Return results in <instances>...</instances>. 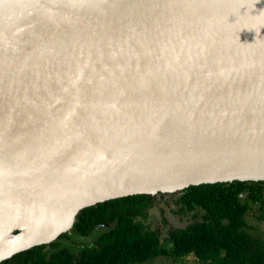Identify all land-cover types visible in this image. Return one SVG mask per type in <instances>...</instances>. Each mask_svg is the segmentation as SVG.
Wrapping results in <instances>:
<instances>
[{
    "label": "water",
    "instance_id": "95a60500",
    "mask_svg": "<svg viewBox=\"0 0 264 264\" xmlns=\"http://www.w3.org/2000/svg\"><path fill=\"white\" fill-rule=\"evenodd\" d=\"M233 181H264V0H0V262Z\"/></svg>",
    "mask_w": 264,
    "mask_h": 264
},
{
    "label": "trees",
    "instance_id": "16d2710c",
    "mask_svg": "<svg viewBox=\"0 0 264 264\" xmlns=\"http://www.w3.org/2000/svg\"><path fill=\"white\" fill-rule=\"evenodd\" d=\"M174 204L190 218L163 238L147 219L152 205ZM255 207L264 226V181L200 184L154 198L137 194L80 210L68 233L0 264H143L158 257L196 264H264L263 236L253 234L247 215Z\"/></svg>",
    "mask_w": 264,
    "mask_h": 264
},
{
    "label": "rangeland",
    "instance_id": "374dc122",
    "mask_svg": "<svg viewBox=\"0 0 264 264\" xmlns=\"http://www.w3.org/2000/svg\"><path fill=\"white\" fill-rule=\"evenodd\" d=\"M255 207L256 206H252L250 211L248 212L247 221L250 227H254V229L252 230L253 234L260 235V237H262L264 226L262 222H259L256 219V214L254 212ZM176 209L177 208L174 204L167 206L163 203H159L158 205H154L147 213L148 216L145 220V223H149L152 229L158 230L160 237L163 238L168 233L170 228L179 224H183L184 226L190 220V218L186 217L185 215L176 216ZM164 219L167 222H165ZM143 264H196V260L191 254L181 261H174L171 258L166 257H158Z\"/></svg>",
    "mask_w": 264,
    "mask_h": 264
},
{
    "label": "flooded vegetation",
    "instance_id": "af4514ba",
    "mask_svg": "<svg viewBox=\"0 0 264 264\" xmlns=\"http://www.w3.org/2000/svg\"><path fill=\"white\" fill-rule=\"evenodd\" d=\"M154 198L157 196V194H155V195H152ZM157 205V204H156ZM154 205H152V206H150L149 208H148V211H147V213L149 212V210L153 207ZM173 214H176V213H173ZM176 216H178V214H176ZM164 221L165 222H167L165 219H164ZM164 222V223H165ZM185 226V225H184ZM183 226V224H179V225H176V226H174V227H172V228H170V230L169 231H171V230H174V229H177V228H181V227H184ZM168 231V232H169Z\"/></svg>",
    "mask_w": 264,
    "mask_h": 264
}]
</instances>
